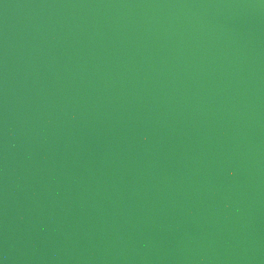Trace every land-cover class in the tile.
I'll return each instance as SVG.
<instances>
[{
  "label": "water",
  "instance_id": "obj_1",
  "mask_svg": "<svg viewBox=\"0 0 264 264\" xmlns=\"http://www.w3.org/2000/svg\"><path fill=\"white\" fill-rule=\"evenodd\" d=\"M0 264H264V0H0Z\"/></svg>",
  "mask_w": 264,
  "mask_h": 264
}]
</instances>
